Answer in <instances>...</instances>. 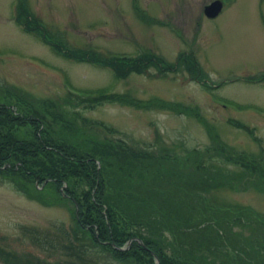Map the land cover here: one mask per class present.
<instances>
[{"label": "rangeland", "instance_id": "374dc122", "mask_svg": "<svg viewBox=\"0 0 264 264\" xmlns=\"http://www.w3.org/2000/svg\"><path fill=\"white\" fill-rule=\"evenodd\" d=\"M24 1L67 48L95 49L105 56L150 51L171 62L178 61L183 51H191L201 63L207 83L197 80L184 64L171 71L149 66L117 76L110 66L64 56L24 29L18 14L20 0H0V87L53 101L50 103L67 109L79 123H84L83 116L88 117L91 125L83 126L87 133L90 127L89 132L98 138L121 137L140 148L152 144L157 148L204 147L210 138L196 117L148 108L150 102L144 107L115 101L91 106L70 100L69 82L91 90L106 87L140 101L163 98L195 104L235 148L259 152L264 146V82L246 79L264 72V0L224 1L226 6L218 16H207L204 11V5L213 0ZM229 118L242 120L254 134L235 127ZM97 121L110 126L109 130ZM56 129L69 134L61 126ZM114 172L120 175V171ZM16 182L14 177L0 176L1 249L16 254V258L9 256L12 260L66 257L61 246L65 230L74 224L73 201L50 204L45 198L28 196ZM246 186L194 188L193 195L202 192L219 204H245L264 213V189ZM74 187L80 190L87 185L76 179ZM241 224L233 226L246 235H258ZM0 264L10 263L0 255Z\"/></svg>", "mask_w": 264, "mask_h": 264}, {"label": "trees", "instance_id": "16d2710c", "mask_svg": "<svg viewBox=\"0 0 264 264\" xmlns=\"http://www.w3.org/2000/svg\"><path fill=\"white\" fill-rule=\"evenodd\" d=\"M19 17L26 30L36 32L60 54L110 66L117 76L149 66L171 71L184 64L196 79L207 81L193 52H182L176 62L150 51L105 56L95 49L67 48L54 40L47 28L30 17L26 3ZM249 79L264 82V72ZM68 98L91 106L115 101L144 107L150 102L148 108L192 115L206 127L210 142L204 147L183 145L181 149L153 144L140 148L121 137L101 139L89 132L90 127L88 133L83 127L91 125L88 117L83 116L84 123H79L67 109L56 108L53 101L34 99L1 85L0 176L14 177L30 197L46 199L50 204L69 199L79 207L78 213L76 207L73 213L74 224L65 230L61 249L66 257L12 260L9 256L16 258V254L0 247L5 261L156 264L157 256L160 264H264V213L245 204H219L202 192L193 195L194 188L207 191L249 184L246 188L264 189V146L259 152L235 148L198 106L180 100L140 101L106 87L68 91ZM228 121L254 134L242 120ZM96 124L109 130L102 121ZM56 125L67 129L68 136L58 132ZM114 169L120 171L118 177ZM76 179L87 187H74ZM234 223H242L241 227L256 230L258 235H246L234 228ZM129 239V247L121 248Z\"/></svg>", "mask_w": 264, "mask_h": 264}, {"label": "water", "instance_id": "95a60500", "mask_svg": "<svg viewBox=\"0 0 264 264\" xmlns=\"http://www.w3.org/2000/svg\"><path fill=\"white\" fill-rule=\"evenodd\" d=\"M223 2L222 0H214L211 3L207 4L205 7V12L208 16H216L222 9ZM78 204H77V213H78ZM131 242V239L128 241V244ZM157 264H159V258H156Z\"/></svg>", "mask_w": 264, "mask_h": 264}, {"label": "flooded vegetation", "instance_id": "af4514ba", "mask_svg": "<svg viewBox=\"0 0 264 264\" xmlns=\"http://www.w3.org/2000/svg\"><path fill=\"white\" fill-rule=\"evenodd\" d=\"M224 1H227V0H223V2H224ZM205 5H206V4H205ZM205 5H204V6H205Z\"/></svg>", "mask_w": 264, "mask_h": 264}]
</instances>
